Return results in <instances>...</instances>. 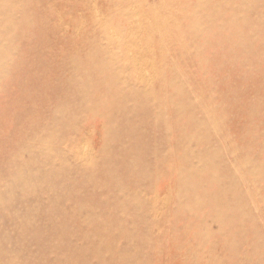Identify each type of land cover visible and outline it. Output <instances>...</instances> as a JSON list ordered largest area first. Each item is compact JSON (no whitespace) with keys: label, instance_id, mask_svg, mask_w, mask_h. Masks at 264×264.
<instances>
[{"label":"rangeland","instance_id":"374dc122","mask_svg":"<svg viewBox=\"0 0 264 264\" xmlns=\"http://www.w3.org/2000/svg\"><path fill=\"white\" fill-rule=\"evenodd\" d=\"M0 264H264V0H0Z\"/></svg>","mask_w":264,"mask_h":264},{"label":"bare ground","instance_id":"6f19581e","mask_svg":"<svg viewBox=\"0 0 264 264\" xmlns=\"http://www.w3.org/2000/svg\"><path fill=\"white\" fill-rule=\"evenodd\" d=\"M29 69V68H28ZM38 71V70H37ZM39 73H40V71H39ZM41 74V73H40ZM43 76V75H42ZM38 78H39V76H38ZM37 81V80H36ZM40 82V81H39ZM8 100V99H7Z\"/></svg>","mask_w":264,"mask_h":264}]
</instances>
